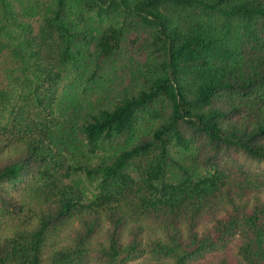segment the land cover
<instances>
[{
	"label": "trees",
	"instance_id": "trees-1",
	"mask_svg": "<svg viewBox=\"0 0 264 264\" xmlns=\"http://www.w3.org/2000/svg\"><path fill=\"white\" fill-rule=\"evenodd\" d=\"M264 0H0V264H264Z\"/></svg>",
	"mask_w": 264,
	"mask_h": 264
},
{
	"label": "rangeland",
	"instance_id": "rangeland-1",
	"mask_svg": "<svg viewBox=\"0 0 264 264\" xmlns=\"http://www.w3.org/2000/svg\"><path fill=\"white\" fill-rule=\"evenodd\" d=\"M260 171H264V166L258 168Z\"/></svg>",
	"mask_w": 264,
	"mask_h": 264
}]
</instances>
